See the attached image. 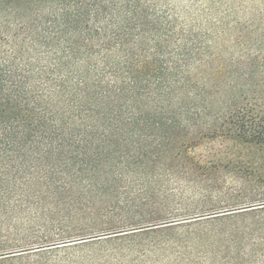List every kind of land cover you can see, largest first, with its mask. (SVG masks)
<instances>
[{"label":"trees","instance_id":"obj_1","mask_svg":"<svg viewBox=\"0 0 264 264\" xmlns=\"http://www.w3.org/2000/svg\"><path fill=\"white\" fill-rule=\"evenodd\" d=\"M53 1L0 28V261L38 218L137 247L238 215L224 260L264 264V0Z\"/></svg>","mask_w":264,"mask_h":264},{"label":"rangeland","instance_id":"obj_2","mask_svg":"<svg viewBox=\"0 0 264 264\" xmlns=\"http://www.w3.org/2000/svg\"><path fill=\"white\" fill-rule=\"evenodd\" d=\"M54 5L56 2L52 0L24 11L13 2L0 0V28L3 30L4 22L9 21L8 33L11 34L15 30V23L31 18L35 11L47 12ZM209 144H198L193 149L195 155L207 154ZM242 219L234 215L227 219H201L177 224L170 226V229H153L139 237L140 244L133 247L129 244L130 238L115 234L58 243L56 236L78 235L79 227L46 228L42 227V219L38 218L27 222L28 234L22 230L18 235H10L9 244L20 242L24 248L7 255L0 264H229L223 254L230 245L224 243L221 235H227L228 228L235 223L240 224ZM52 243L58 244L45 246ZM245 249H249V246H245Z\"/></svg>","mask_w":264,"mask_h":264}]
</instances>
